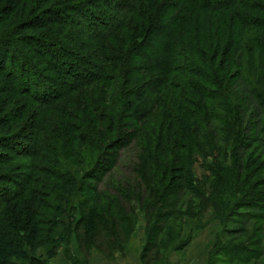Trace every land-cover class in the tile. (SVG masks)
I'll use <instances>...</instances> for the list:
<instances>
[{
  "label": "trees",
  "instance_id": "trees-1",
  "mask_svg": "<svg viewBox=\"0 0 264 264\" xmlns=\"http://www.w3.org/2000/svg\"><path fill=\"white\" fill-rule=\"evenodd\" d=\"M263 149L264 0H0L2 257L45 264L64 227L113 260L143 220L141 263L171 264L263 203ZM241 249L216 260L264 264Z\"/></svg>",
  "mask_w": 264,
  "mask_h": 264
},
{
  "label": "rangeland",
  "instance_id": "rangeland-1",
  "mask_svg": "<svg viewBox=\"0 0 264 264\" xmlns=\"http://www.w3.org/2000/svg\"><path fill=\"white\" fill-rule=\"evenodd\" d=\"M98 12L99 14H101V11ZM104 14H107V19L109 21V12L105 11ZM110 16L113 15L111 14ZM110 21L112 22V20ZM21 64V58H17V67L21 68ZM24 103L25 102H16L13 103V105H8L7 108L9 110V113H15L16 116L18 109L16 111L15 108H17L18 105V107L24 105ZM34 112L36 111H29L26 116H29V114H33ZM34 116L35 114L33 115V117ZM27 127L28 124L23 127L21 134L23 133L24 135L30 133V131H26ZM24 140L25 139H22V142ZM20 163L23 164L25 163V161H18L15 164ZM194 173L198 178H202L206 175L205 171L201 168L200 165H196L194 167ZM13 178H15V176L12 177V179ZM6 182L1 183L2 185H0V198H2L3 196H12L9 195L7 191L3 192L5 191L4 188L6 190H8L9 186L11 188V185H8ZM242 201V198L239 197V202ZM262 202L263 203L254 202L253 207L251 208L241 207L238 210L235 209V212L233 211L234 213L231 217V222H229V224L227 223V225L222 224L217 219V217L213 215V212H210L207 215L205 222L202 223V226H198L195 230V237L191 245L182 254H171L169 257V262L171 264H207L211 252L214 249L215 243L221 235L222 236L218 241L219 248L217 249V252H214V255L212 256L214 258L213 264H227V261H224L226 260L225 256H221L219 257V260H216L215 255L219 254V249H225L230 246L236 248L240 247L242 248L241 250H243V252L244 249L248 248L250 252H259L261 254H264V217H261V215L264 216V200ZM5 207L6 211L4 210V212H2L3 215L5 214V212H7V210L8 212L10 211L11 214L12 208L7 209L9 207ZM78 216L79 215H77V217L75 218L74 223L78 220ZM192 224L193 223H191L190 225L192 226ZM145 230L146 224L143 220H141L135 235L126 248L125 254H117L113 260H109L97 251H94L92 253V259L89 263H86L83 256L80 254L78 242L73 229L65 230L64 227H59L55 232L54 238L56 241L54 244L52 242L44 245L42 244L37 247L34 253H30L32 257L41 260L45 264H142L141 256L146 245ZM51 251L56 252V257L54 259H50L49 257V253ZM225 252H228V250H225ZM243 254L245 253H242L241 256H244ZM262 260H264V257L262 258ZM0 264H29V260L6 259L0 255ZM253 264H258V262Z\"/></svg>",
  "mask_w": 264,
  "mask_h": 264
}]
</instances>
